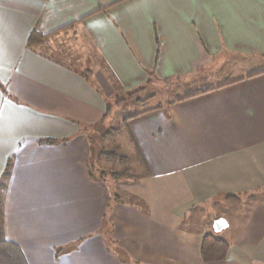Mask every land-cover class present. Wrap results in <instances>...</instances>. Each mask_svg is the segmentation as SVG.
<instances>
[{
	"label": "crops",
	"instance_id": "0c3cea01",
	"mask_svg": "<svg viewBox=\"0 0 264 264\" xmlns=\"http://www.w3.org/2000/svg\"><path fill=\"white\" fill-rule=\"evenodd\" d=\"M172 80L190 88L123 119L141 177L92 178L107 104ZM12 156L4 232L28 264H264V0H0V181ZM247 198L216 234L215 205Z\"/></svg>",
	"mask_w": 264,
	"mask_h": 264
},
{
	"label": "rangeland",
	"instance_id": "374dc122",
	"mask_svg": "<svg viewBox=\"0 0 264 264\" xmlns=\"http://www.w3.org/2000/svg\"><path fill=\"white\" fill-rule=\"evenodd\" d=\"M183 82L180 81L177 82L172 80L170 82L160 84L158 82L155 83L152 81L147 86H145L144 88L138 91L119 97V99L122 101L116 106H114L109 117L106 119L102 127L96 132L97 139H96L95 147L97 148V152H96V158L92 163L94 164L93 172L96 176L99 177L102 172H105L104 176L112 177L113 170L118 171L122 168V163L120 161L118 160L111 161V160H107L104 157L98 160L99 156L97 155L100 153V149L104 148L105 150H111L116 145H118L123 152L128 153V150L124 147V144L122 142V138L126 136L123 119L125 117L130 116L133 113H136L137 111L148 106L149 104L156 105L160 102L166 103L169 100L176 99L181 95L182 93L181 89L187 91V89L190 88L189 87L190 84H186V83L184 84ZM116 100H114V102ZM139 102L145 103L146 105H141L139 104ZM116 129L118 131L115 134ZM104 132L105 134L107 132L109 133L112 132V133L111 136L108 135L107 137H103ZM139 170L141 172V169ZM139 170H137V167L134 166V162L132 163L131 160L130 173L139 175L140 174ZM243 203L244 204L241 205L242 209L240 208L239 204L232 206L230 204H225V203L223 205L216 204L214 209H216L218 213L224 211L227 215L225 218L227 222L228 223L230 222L232 226L234 225L237 226L238 223L237 220H240L241 223L244 222L243 220H245V218L248 215L247 211L245 210H247V208L250 206L252 202L249 198H247L246 200H243ZM205 211L206 209L203 210L202 212L194 213L191 219V223L197 225L198 222L199 223L200 222L203 223L204 221L206 222V220L208 219L205 214Z\"/></svg>",
	"mask_w": 264,
	"mask_h": 264
},
{
	"label": "trees",
	"instance_id": "16d2710c",
	"mask_svg": "<svg viewBox=\"0 0 264 264\" xmlns=\"http://www.w3.org/2000/svg\"><path fill=\"white\" fill-rule=\"evenodd\" d=\"M46 35L39 34L36 30L32 31L29 37V44L34 43L35 41L43 38ZM122 100L119 98L110 104H107V110L106 115L110 114L117 104H119ZM102 127V124L96 125L95 128L90 130L89 132V140L91 143V151H92V163L94 159L96 158V152L97 148L95 147L96 143V132ZM106 131V130H105ZM114 131V130H113ZM118 130H115V134ZM112 133V132H111ZM111 133L107 132L103 134V137H107L108 135L111 136ZM44 142H48L51 144L60 143L59 140H53V139H47L42 140ZM98 160L100 158H106L107 160L111 161H120L122 163V168L118 171H112V177L114 179H130V180H137L141 177V174H131V158L130 156L123 152L121 148L116 145L111 150H105L104 148L100 149V153L97 155ZM140 160V168H143L147 175L150 174V172L147 170V166L142 158H139ZM13 162V156L8 159L6 169L3 173L2 179L0 181V264H28L27 260L24 256V253L20 249L18 245L15 243H12L11 241L7 240L5 237L4 232V208H5V196L4 192L7 189L8 181L11 174V165ZM93 165L90 166V176L92 178H103L104 173L102 172L101 175L98 177L93 172ZM116 199H118L116 197ZM229 250V244L222 239L221 237H218L215 234H208L206 235L204 242L202 244L201 253L204 261L206 262H217L225 260L227 257V253Z\"/></svg>",
	"mask_w": 264,
	"mask_h": 264
},
{
	"label": "water",
	"instance_id": "95a60500",
	"mask_svg": "<svg viewBox=\"0 0 264 264\" xmlns=\"http://www.w3.org/2000/svg\"><path fill=\"white\" fill-rule=\"evenodd\" d=\"M221 221H224V223H221ZM229 226V223L227 220L223 217H219L213 222V230L216 234L222 232L224 229H226Z\"/></svg>",
	"mask_w": 264,
	"mask_h": 264
},
{
	"label": "snow or ice",
	"instance_id": "6c2138e0",
	"mask_svg": "<svg viewBox=\"0 0 264 264\" xmlns=\"http://www.w3.org/2000/svg\"><path fill=\"white\" fill-rule=\"evenodd\" d=\"M221 223H224V221H221Z\"/></svg>",
	"mask_w": 264,
	"mask_h": 264
}]
</instances>
